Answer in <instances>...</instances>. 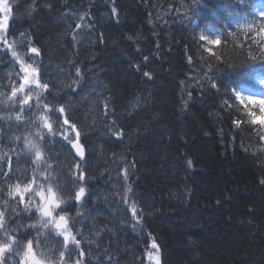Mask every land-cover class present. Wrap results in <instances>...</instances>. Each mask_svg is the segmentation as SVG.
<instances>
[{"label":"trees","instance_id":"16d2710c","mask_svg":"<svg viewBox=\"0 0 264 264\" xmlns=\"http://www.w3.org/2000/svg\"><path fill=\"white\" fill-rule=\"evenodd\" d=\"M217 1L3 0L12 17L7 39L20 40V33H27L35 41L45 79L55 84L60 103H70V114L86 136L82 167L87 170L88 196L80 204L74 194L81 185L72 183L68 171L75 160L55 138L48 153V163L57 169L52 175L62 188L60 207L74 221L73 232L82 233L77 238L85 264H108L109 256L113 264H140L141 259L148 264V232L158 238L161 264H264V141L257 135L264 127L256 121L244 123L251 120L250 113L255 119L263 115L262 109L257 103L240 105L231 91H224L245 80L246 66H264V61L248 58V50L256 51L247 43L249 35L237 34V42L223 35L211 45L200 39L211 38L210 32L224 25ZM113 7L118 15H112ZM81 15L91 27L74 42L71 28ZM239 41L245 42L243 55H238ZM26 50L27 45L18 49ZM5 51L0 47V78L7 85L8 73L18 71V65L13 69ZM69 61L85 73L76 96L65 87L75 76ZM209 64L220 70L209 71ZM144 71L152 78L144 77ZM205 73L219 84V91ZM105 97L115 101L107 120L100 103ZM17 111L0 105V117L13 116L11 122L0 119V152L7 153L17 135L27 134L23 125L15 126ZM111 120L123 126L119 141L106 132ZM234 120L242 127L234 126ZM133 160L136 166L125 183L122 169ZM25 167L22 161L17 174ZM16 182L13 178L10 183ZM128 185L135 196L125 205ZM2 188L0 205L7 199L8 185ZM133 200L144 211L143 232L139 226L132 230L128 207ZM21 223L40 228L38 216L23 221L13 217L9 226Z\"/></svg>","mask_w":264,"mask_h":264},{"label":"snow or ice","instance_id":"6c2138e0","mask_svg":"<svg viewBox=\"0 0 264 264\" xmlns=\"http://www.w3.org/2000/svg\"><path fill=\"white\" fill-rule=\"evenodd\" d=\"M193 2L195 3L197 0H193ZM111 11L112 15H118L115 7ZM0 13H3L0 16V47L5 48V54L10 53L12 60L9 63L13 69L18 65V71L8 73L7 85L0 78V88L8 89L5 92H0V97H2L0 98V105L11 106L13 110L19 109L14 117L15 126L20 128L23 125L27 133L26 135H17L12 141L15 147H10L7 153L0 152V194L3 192L2 186L8 185L7 199L0 205V264H9L10 259L11 264H85L86 253L83 250L81 239L77 238L82 233L73 232L74 221L60 207L62 201L58 193L62 192V188L56 183V177L52 175L57 169L52 168L51 164L48 163L51 159L48 155L51 151L50 141L55 138V142L63 148H67L69 155L75 160L74 166H69L68 171L72 174V183L81 185L74 194L75 202L80 204L88 196L84 186L88 183L87 170L82 167V162L87 160L84 143L85 133L78 122L73 120L69 111L70 103H60L53 91L55 84L50 79H45V66L36 59L41 55V50L34 46L35 41L28 39L27 33H20V40L13 39L9 42L7 39L8 34L12 31V17L9 4L3 0H0ZM260 17L259 24L253 21L251 24L241 25L249 34L247 43L255 45V54L253 50H248V58L251 61H264V11H261ZM84 21L85 15H81L78 22L75 23V27L71 28L70 26L74 42L80 32L84 31L86 27H91V25H86ZM250 32H254L255 35L251 36ZM224 35L230 37L233 42L238 41L236 33L225 32ZM200 39L207 40L210 45L221 42L219 34L211 38L201 35ZM100 43H103L102 33ZM25 45H27L25 52L18 51ZM238 46L240 49L238 55H243L245 42L239 41ZM216 59L220 60L221 57L217 55ZM144 60L147 62L149 58L145 56ZM0 63L3 61L0 60ZM69 64L75 66V76L72 83L65 85V87L73 96H76L79 95L78 89H83L81 81L85 79V73L74 61H69ZM135 67L139 71L141 65L138 64ZM208 68L209 71L215 69L218 72L220 70L214 64H209ZM143 76L148 79L152 78L149 71H144ZM205 76L211 83V87L219 91V84L213 77L208 73H205ZM224 91L226 93L231 91L236 99L242 102L257 103L264 111V100H256L252 95L245 96L241 91L234 88L229 90L225 87ZM100 103L104 109L102 115L107 120L109 116L114 114V108H110V105H114L115 101L105 97ZM224 103L227 104V101ZM250 116L252 117L251 120L245 121V124L255 123L254 114L250 113ZM0 119L11 122L13 116L6 115ZM261 123L264 125V121ZM233 124L238 128L242 127L239 120H234ZM117 127H120L119 131L115 130ZM106 132L115 136L118 141L125 135L123 126H118L116 120L108 122ZM257 135L260 141H264V131H259ZM21 141L23 142L22 145ZM22 161L26 167L23 169V174L19 175L17 174V166ZM135 166L133 160L122 169L125 183L130 178V169H134ZM187 166L189 168L193 166L191 159L187 161ZM29 171H31V176H29ZM13 178L17 181L15 184L10 183ZM260 183L264 185V179H261ZM133 196H135V192L132 186L128 185L122 197L124 204L128 205ZM128 211L131 212L133 221L132 230L136 231L137 226H139L143 232L144 211L138 206V201L133 200ZM9 213L12 215L10 216ZM24 213H28V215L24 216ZM37 216L40 224L39 229L36 228L35 224L24 225L21 223L15 227L9 226L12 224L13 217L23 221L24 219L31 220ZM41 229L47 231L42 232ZM33 230L36 231L35 236L30 235ZM52 232L56 233L54 237ZM147 236L151 243L150 246L145 245L144 255L149 264H161V247L157 242L158 238L153 236L151 232H148ZM52 241H55L54 249L51 247ZM108 264H113L112 256L108 257ZM140 264H144L143 259L140 260Z\"/></svg>","mask_w":264,"mask_h":264},{"label":"rangeland","instance_id":"374dc122","mask_svg":"<svg viewBox=\"0 0 264 264\" xmlns=\"http://www.w3.org/2000/svg\"><path fill=\"white\" fill-rule=\"evenodd\" d=\"M2 15H3V13H0V16H2ZM262 97L264 98V95ZM148 264H149V262H148Z\"/></svg>","mask_w":264,"mask_h":264},{"label":"bare ground","instance_id":"6f19581e","mask_svg":"<svg viewBox=\"0 0 264 264\" xmlns=\"http://www.w3.org/2000/svg\"><path fill=\"white\" fill-rule=\"evenodd\" d=\"M208 9V8H207Z\"/></svg>","mask_w":264,"mask_h":264},{"label":"water","instance_id":"95a60500","mask_svg":"<svg viewBox=\"0 0 264 264\" xmlns=\"http://www.w3.org/2000/svg\"><path fill=\"white\" fill-rule=\"evenodd\" d=\"M74 152V151H73Z\"/></svg>","mask_w":264,"mask_h":264}]
</instances>
